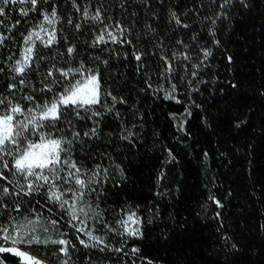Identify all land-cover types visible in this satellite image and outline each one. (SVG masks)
I'll use <instances>...</instances> for the list:
<instances>
[{
	"label": "trees",
	"instance_id": "trees-1",
	"mask_svg": "<svg viewBox=\"0 0 264 264\" xmlns=\"http://www.w3.org/2000/svg\"><path fill=\"white\" fill-rule=\"evenodd\" d=\"M75 4L79 11L73 0H47L40 6L43 11L57 9L56 43L36 44V56L45 59L27 78L41 87L42 74L53 63L63 69L99 71L102 102L90 112L82 110L84 119L73 118V127L60 123L45 131L72 140L68 154L82 168L100 164L107 169L91 185L96 189L91 192L94 203L111 226L127 211H135L142 219V235L113 232L106 238L111 250L85 248L65 215L60 229L76 245L69 263L264 264V0H230L226 5L224 0ZM4 7L0 32L12 39L0 46V94L12 98L14 92L15 100L27 104L20 98L31 89L7 88L15 82L9 66L21 59V34L43 20L40 12L21 16L26 4ZM85 8L89 17L83 15ZM97 8L102 22L90 18ZM173 11L180 24L171 18ZM17 19L20 23L9 31ZM102 29L104 40L94 44ZM68 47L75 48L72 55ZM205 49L211 53L207 58ZM134 53L142 54L140 61ZM168 64L172 71H165ZM54 89L59 91V85ZM91 112L101 115L88 119ZM93 127L96 134L84 136ZM73 132L80 133L79 140L73 139ZM29 199L16 201L21 204L17 213L6 198L10 206L0 210V223L9 216L31 215ZM59 216L57 211L52 218ZM37 247L25 246L47 264L67 258L50 255L49 249L58 246ZM0 260L19 264L10 253L0 254Z\"/></svg>",
	"mask_w": 264,
	"mask_h": 264
},
{
	"label": "snow or ice",
	"instance_id": "snow-or-ice-1",
	"mask_svg": "<svg viewBox=\"0 0 264 264\" xmlns=\"http://www.w3.org/2000/svg\"><path fill=\"white\" fill-rule=\"evenodd\" d=\"M46 2L47 0H0V5L26 4L28 5L26 9H20L21 16L27 17L29 12H40L43 22L52 25L58 19L57 9L53 6L50 12L43 11L40 6ZM229 2L230 0H224L225 5ZM73 4L79 11L75 0ZM4 6H0V25L5 23L2 19L6 15ZM83 15L89 17L86 8L83 10ZM170 15L177 24L181 23L174 11ZM90 18L102 22V10L97 8ZM19 23L20 20L17 19L8 30L11 31V28ZM68 23L71 24L72 21L69 20ZM75 27L80 28L81 25L76 24ZM183 27L187 28L188 25ZM36 28L44 30L41 23L34 26L33 30L26 35L21 34L24 44L28 46L23 49L22 59H16L9 66V71L15 74L12 77L15 82L9 83L7 88L15 90L18 86H22L21 91L25 88L31 89L30 92H24L20 98L28 103L23 104L15 100L14 92L12 98L0 94V180L7 181L5 184H0V210L9 208L10 205L4 203L6 198L11 201L12 210L17 213L20 212L21 204L16 201L22 198H30L28 203L33 207L31 215H25L21 219L9 216L6 222L0 223V254H12L19 258V264H47L46 259L42 260L32 255L30 251L22 250L21 246L31 248L35 245L38 246L36 250L39 251V247L48 248L50 245H55L58 247L49 249L50 255L55 257L63 254L67 258L58 261V264H69V246L75 248L76 245L65 239L67 233L60 229L61 220L65 215L68 217V225L89 238L85 241L77 237L79 243L85 248H95L104 244V247L100 248L103 252L108 247L102 237L94 235L90 230L85 231V227H77L74 223L79 221L81 225L85 224V219L81 217L91 219L92 213L99 218L100 213H96V209L87 203L85 198L89 193L96 191L91 187L92 184L97 183L95 177L106 173L107 169L100 164H96L91 170L82 168L68 154L72 140L67 139L66 136H54L45 129L55 128L60 123H66L71 128L73 118L84 119L81 116L82 110L90 112L94 106L100 104L103 95L101 74L93 70L58 68L53 63L42 74L41 87L36 88L27 78L28 73L34 70V66L45 59L36 56L35 53L33 36L40 39V32L36 31ZM105 31L106 29L101 30L94 44L104 40ZM120 31L123 33L126 29L121 28ZM108 35L115 41L111 33ZM8 39L12 37L0 32V46H4ZM124 42L131 43V41ZM42 43L45 47H51L56 43L55 31L51 32L47 40ZM74 52V47L67 48L69 55ZM134 55L137 61L141 60L142 54L134 53ZM209 55L211 53L205 49L204 57L207 58ZM164 59L167 63V59ZM104 63L107 64V61ZM172 70L171 64L165 68V71ZM3 71L4 68L0 67V72ZM55 73H59V76L57 77ZM73 73L80 75V78H77V75H71ZM54 85H59L60 90L56 91ZM46 93H52V95L47 97ZM100 115L99 112H91L88 119ZM96 132L97 128L93 127L90 132L84 133V136L95 135ZM72 136L73 139H80L79 132H73ZM6 172L13 179H9ZM88 172L91 174L86 175ZM37 196L41 199H36ZM215 202L219 205V201ZM57 211L60 213L59 219H53L52 216ZM44 212L48 215L45 216ZM118 223L129 236L142 235L138 226L140 220L135 213L128 214L126 219ZM133 224L137 226L132 227ZM53 232L58 233L60 238L53 239L51 235ZM114 250L122 251L120 248ZM132 251L136 252L138 249H132ZM0 264H3L2 260Z\"/></svg>",
	"mask_w": 264,
	"mask_h": 264
},
{
	"label": "rangeland",
	"instance_id": "rangeland-1",
	"mask_svg": "<svg viewBox=\"0 0 264 264\" xmlns=\"http://www.w3.org/2000/svg\"><path fill=\"white\" fill-rule=\"evenodd\" d=\"M43 24V31L40 29V28H36V31L40 32V39H37L35 36H33V40L35 42V47H36V44L38 42H42V41H46L47 38L49 37L50 33L55 31V24H56V21L54 24L52 25H49L47 24L46 22H41ZM40 23V24H41ZM28 45L24 44V48H26ZM23 48V49H24ZM21 59H22V56H21ZM92 194L89 193L87 196H86V202L91 204L95 209H96V213H100V216L99 218L96 217V214L95 213H92L91 216L92 218L91 219H86L84 218L83 216L81 217V219H85V224L81 225L79 221H76L77 223V226L78 227H85V231H92L94 235L96 236H99V237H102L105 244L108 245L107 248H105L104 251L106 250H111V246L106 243V238L109 236V234H112L113 232H120L119 234H127L124 232V229L121 228L120 224L117 223L116 226H111L110 224H108L101 216V211L99 209V206H97L93 199H92ZM130 213H135L136 217L139 218L140 220V224L138 225L139 228H140V232L142 230V219L137 215V213L133 210H129L125 213L124 217L122 219H126L127 215L130 214ZM137 225L133 224L132 227H136ZM65 226H62L61 228H64ZM80 234V238H84L85 241H88V237L85 236L83 233L79 232ZM54 235L57 237V238H53V239H58L60 238L59 234L58 233H54ZM128 235V234H127ZM65 239H67L66 237H64ZM104 247V244H101L99 245L98 247H95V249L97 250H100V248ZM22 250H25V251H29L28 249L25 248V246H21ZM73 248L71 246H69V252L72 251ZM32 255H34L32 252H31ZM36 256V255H35ZM39 258V257H38ZM41 259V258H40ZM70 264V263H69Z\"/></svg>",
	"mask_w": 264,
	"mask_h": 264
}]
</instances>
